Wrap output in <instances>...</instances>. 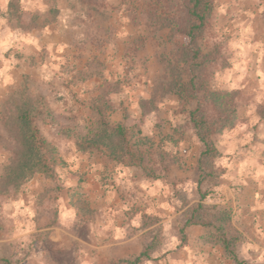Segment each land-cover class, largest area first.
<instances>
[{
  "label": "rangeland",
  "instance_id": "374dc122",
  "mask_svg": "<svg viewBox=\"0 0 264 264\" xmlns=\"http://www.w3.org/2000/svg\"><path fill=\"white\" fill-rule=\"evenodd\" d=\"M91 1L92 5L80 0H23V28L9 26L0 16V174L14 156L6 148L14 138L3 125L2 114L8 102L20 103L25 94L39 107L41 134L58 148L65 162L58 169V180L38 174L10 198L0 199V264H128L126 260H136L146 250L152 235L158 237L157 248L151 259L140 264H209L197 258L198 249L186 230L183 239L180 228L164 224L170 211L179 215L183 210L177 178L170 185L171 196L148 203L132 186L124 188L117 180L116 164L96 153L78 152L75 144L99 117L96 109L102 97L112 105L106 112L111 124L117 122L112 118L117 114L124 122L128 113V125L141 123L143 134L154 138L158 154L154 169L164 185H169L171 176L202 173L204 193L211 199L216 194L211 191L213 179L220 176L236 178L239 182L231 185L236 192L249 185L248 192L260 195L264 191V121L257 111L264 105V0H219L205 34L204 52L217 48L220 53V59L209 66L211 88L241 91L242 123L236 130L240 133L215 138L219 146L234 143L228 148L231 155L215 159L202 172L187 167L186 151L200 144L187 126L178 97L169 96L158 104L157 113L144 119L138 104L166 82V63L174 57L176 43L185 42L180 35L171 40L168 29L152 24L150 13L173 15L180 10L178 1ZM7 3L0 0L2 11ZM54 7L60 9L58 22L32 29L33 16L43 23ZM59 34L68 38L66 49H58ZM195 107L192 103L188 108ZM161 153L167 156L166 169L157 164ZM227 162L231 168L225 167ZM199 199L191 195L188 201ZM84 202L93 213L79 208ZM253 228L249 223L247 255L235 249L237 261L212 264H264V256L252 247L263 245L264 240L253 236Z\"/></svg>",
  "mask_w": 264,
  "mask_h": 264
},
{
  "label": "trees",
  "instance_id": "16d2710c",
  "mask_svg": "<svg viewBox=\"0 0 264 264\" xmlns=\"http://www.w3.org/2000/svg\"><path fill=\"white\" fill-rule=\"evenodd\" d=\"M80 1L83 4L92 5L91 0ZM177 1L180 10H177L175 14L166 16L167 13H162L160 10L165 8L160 7L154 11L161 12V15L156 17L158 15L150 13V18L153 20V25L169 30L171 40L180 35L185 38V42L176 43L177 50L174 57L168 59L166 63V82L157 85L152 96L140 99L138 104L141 117L144 119L157 113L160 110L158 104L164 102L169 96L178 97L187 126L202 147L197 167L202 172L211 162L222 157L216 148L215 138L234 130L242 123L238 111L241 91L211 88L209 66L220 59V53L217 48L204 52L203 43L219 0ZM22 3L23 0H8L6 10L0 9V16L7 20L9 26L23 28ZM60 14V9L52 8L43 23H40L39 16H33L32 29H46L55 25ZM17 58L22 59L23 56L17 55ZM27 60L37 65L34 57H29ZM98 102L99 108L96 111L99 117L93 120L87 134L76 141V150L102 155L115 163L117 167L140 168L147 178L159 180L160 175L154 169L155 157L158 156L154 151L156 143L154 138L143 134L141 123L128 125L131 119L128 113L124 115V122L111 124L106 118V112L112 110V105L102 97L98 99ZM192 103H195L196 107L189 109ZM40 114L37 103L28 94L23 96L20 103L8 102L5 107L1 120L14 138V143L6 148L11 149L14 156L3 166L0 174V199L2 200L10 198L38 174L44 175L46 179L58 180L59 167H65L58 148L46 139L38 128ZM257 114L264 121V105L258 107ZM166 158V153H161L160 159L157 160L158 166L164 165L166 169ZM152 163L153 170L150 168ZM204 178L201 176L200 185ZM208 196L209 193H202L201 201L194 203L187 210V221L181 230L183 239L186 236V227L202 226L208 229L207 242L221 244L230 259L237 261L235 249L242 241V236L233 229L229 211L206 204ZM79 208L86 213H93L87 202L81 203ZM156 236L152 235L151 243L136 260L125 262L140 264L144 259H151V254L157 248L159 241Z\"/></svg>",
  "mask_w": 264,
  "mask_h": 264
},
{
  "label": "crops",
  "instance_id": "0c3cea01",
  "mask_svg": "<svg viewBox=\"0 0 264 264\" xmlns=\"http://www.w3.org/2000/svg\"><path fill=\"white\" fill-rule=\"evenodd\" d=\"M57 45L58 49H66V46L68 45V38L63 34H59V36L57 37ZM134 114L136 116L139 114L138 112H136V109L134 111ZM117 116L118 114L112 117L115 121H117L114 123V125L123 122L122 119ZM237 127L234 130L225 133H240V131H236ZM261 132L264 136V124L261 127ZM261 140H263L262 143L264 144V137L261 138ZM233 144L234 143L231 142L229 143V145L226 144L224 146H219L218 143H215L218 152L222 155L221 158H223V156L231 155L232 151L228 148H230ZM262 150L264 152V148ZM201 151V145H199V147L191 148L189 151H186V153L189 154L187 160L188 168L196 169L198 167ZM109 164L113 163L109 162ZM103 165H106V161L103 162ZM113 165H115V163ZM225 167L231 168L232 166L227 162V166ZM92 175L96 176V174ZM115 177L121 184L124 185V188H130L132 186L133 192H135L139 198L148 203H155L156 201L158 202L161 196L164 195L171 196V194L174 193V188L170 185H173V183L176 182L175 179L177 178V183H180L182 185L183 190L182 195L184 196V198L181 199V201H183V210L179 215H174L173 212L170 211L168 213L169 217L164 221V224H171L175 226L177 230H179V228L181 230L184 228L187 221V210L194 203L200 202L202 199V193L205 192L203 186L204 181L202 180V184L200 185L201 175L197 173L183 174L176 177L171 176L168 179L165 178V180L167 179L169 181V185H164L163 182L160 181L162 179L153 180L151 178H147L143 174V171L136 167H117ZM220 177L221 178L213 179L214 184L212 185L213 189H211V191L215 192L216 194L210 195L214 197L213 199H211V197H207L206 203L210 204L208 202L212 201V204L214 206L230 212L233 229L242 236V241L237 245L236 249H238V252L241 256H244L248 254L249 245L246 241L247 239H249V236L246 233V230L249 223H251V225H253L254 227L252 230L253 236H255L256 238H259V236H261V238L264 240V191L261 192L260 195H256V193L247 191L248 187H250L249 185H247L248 187H245L239 192H236L235 189L231 188V185L237 184L239 182L236 180V178L233 179L230 176ZM167 183L168 182H166V184ZM97 188L99 189V186ZM191 195H196V198L197 196H200V199L196 202L188 204V198ZM247 200H249L250 202H247ZM176 216H179V218ZM174 218H176L175 222ZM185 230L186 233L188 232L189 236L192 238L191 240L193 241V243H195L193 244V246L198 249L196 254L198 255L197 258L199 260L209 264L221 263L220 261L230 260L229 255L225 252L221 244H212L210 242H207L206 236L208 234V229L202 226H188L185 228ZM252 247L254 251L264 256V242L263 245L258 243L254 244Z\"/></svg>",
  "mask_w": 264,
  "mask_h": 264
}]
</instances>
